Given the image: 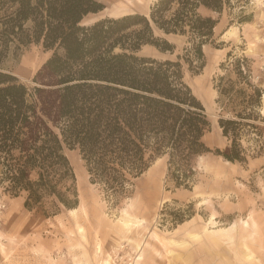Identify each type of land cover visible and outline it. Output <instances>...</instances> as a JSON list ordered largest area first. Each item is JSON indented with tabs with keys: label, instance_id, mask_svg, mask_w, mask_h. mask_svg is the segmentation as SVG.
Returning a JSON list of instances; mask_svg holds the SVG:
<instances>
[{
	"label": "trees",
	"instance_id": "obj_1",
	"mask_svg": "<svg viewBox=\"0 0 264 264\" xmlns=\"http://www.w3.org/2000/svg\"><path fill=\"white\" fill-rule=\"evenodd\" d=\"M234 0H157L150 15L132 13L92 24L100 0H0V181L13 195L26 192L33 207L47 196L72 206L63 182L73 178L67 150L78 149L93 183L118 194L158 157L183 184L194 159L210 150L204 141L211 122L185 80L204 65V45ZM241 2L242 0H235ZM159 30L163 35H158ZM186 45L176 59L141 56L144 45L175 53L167 36ZM31 43L53 50L30 87L5 67L14 50ZM252 93L219 78V102L237 118L221 117L230 143L216 149L226 160L247 162L239 138L246 118H256L263 89L235 61ZM236 107H239L238 110Z\"/></svg>",
	"mask_w": 264,
	"mask_h": 264
},
{
	"label": "rangeland",
	"instance_id": "obj_2",
	"mask_svg": "<svg viewBox=\"0 0 264 264\" xmlns=\"http://www.w3.org/2000/svg\"><path fill=\"white\" fill-rule=\"evenodd\" d=\"M100 1L105 8L86 16V24L132 13L149 16L157 0ZM167 38L177 45L175 53L144 45L138 54L176 59L185 39ZM203 49L204 65L191 70L185 64L184 73L206 107L211 126L204 141L210 150L194 159L187 181L178 184L162 156L114 194L91 181L78 149L67 150L73 178L61 188L72 206L47 196L29 208L26 192L13 195L8 182L0 181V264H113L118 255L122 264H264V0L227 5L215 41ZM52 54L31 43L14 50L5 67L33 87ZM237 59L263 89L257 117L243 119L253 124L239 138L247 162L216 152L230 143L219 119H240L218 101L219 78L225 75L237 89L252 93L237 76Z\"/></svg>",
	"mask_w": 264,
	"mask_h": 264
},
{
	"label": "built area",
	"instance_id": "obj_3",
	"mask_svg": "<svg viewBox=\"0 0 264 264\" xmlns=\"http://www.w3.org/2000/svg\"><path fill=\"white\" fill-rule=\"evenodd\" d=\"M122 258H123V255H121V256L118 255V256H116L115 260L112 263L113 264H122L123 263ZM124 263H125V261H124Z\"/></svg>",
	"mask_w": 264,
	"mask_h": 264
}]
</instances>
